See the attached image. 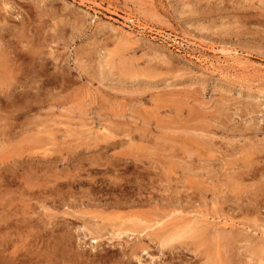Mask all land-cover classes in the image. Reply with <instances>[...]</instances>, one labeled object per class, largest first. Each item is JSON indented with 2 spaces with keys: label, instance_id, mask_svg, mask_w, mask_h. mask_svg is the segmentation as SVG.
<instances>
[{
  "label": "rangeland",
  "instance_id": "374dc122",
  "mask_svg": "<svg viewBox=\"0 0 264 264\" xmlns=\"http://www.w3.org/2000/svg\"><path fill=\"white\" fill-rule=\"evenodd\" d=\"M0 22V264H122L129 227L202 215L264 264V0H0Z\"/></svg>",
  "mask_w": 264,
  "mask_h": 264
},
{
  "label": "bare ground",
  "instance_id": "6f19581e",
  "mask_svg": "<svg viewBox=\"0 0 264 264\" xmlns=\"http://www.w3.org/2000/svg\"><path fill=\"white\" fill-rule=\"evenodd\" d=\"M23 20V19H22ZM7 22V21H6ZM1 23V22H0ZM6 24V23H4ZM3 24V25H4ZM2 25V26H3ZM5 26V25H4ZM6 27V26H5ZM4 30V29H3ZM9 39V38H8ZM5 47H7L6 43ZM9 44V43H8ZM11 44V43H10ZM10 47V46H9ZM4 49V48H3ZM14 49V48H13ZM11 50V49H10ZM4 50V52H6ZM1 53V52H0ZM11 54V53H10ZM17 54V53H16ZM8 55V54H6ZM20 56V53H18ZM22 55V54H21ZM9 56V55H8ZM11 56V55H10ZM29 56V55H28ZM35 56V55H34ZM5 61L11 59L6 58ZM26 58V57H24ZM29 59V58H28ZM14 60V59H13ZM17 60V59H16ZM19 60V59H18ZM32 60V59H31ZM34 60V59H33ZM15 61V60H14ZM20 61V60H19ZM37 61V60H36ZM18 62V61H17ZM26 61L23 59V64ZM5 63V62H3ZM13 63V62H12ZM20 63V62H19ZM35 63V61H34ZM15 64V63H14ZM45 64V63H44ZM11 65V64H10ZM21 65V64H20ZM12 66V65H11ZM29 67V66H27ZM44 67V66H43ZM14 68V67H12ZM2 64H0V79L6 78V71L4 70ZM31 69V68H30ZM24 70V69H23ZM28 72V70H27ZM25 71V73H27ZM30 72V70H29ZM46 72V71H45ZM32 73V72H31ZM35 74V73H34ZM32 75V77L34 76ZM41 74V73H40ZM23 75V74H21ZM25 75V74H24ZM29 76V75H28ZM52 76V75H51ZM27 77V75H26ZM36 77V76H35ZM34 77V78H35ZM14 78V77H13ZM17 78V77H16ZM15 78V79H16ZM32 78V79H34ZM40 78V77H39ZM12 79V77H11ZM29 79V78H28ZM60 79V78H59ZM63 79V77H62ZM7 80V79H4ZM30 80V79H29ZM44 80V79H43ZM47 80V79H46ZM52 80H55L54 77ZM1 113V112H0ZM6 114V113H4ZM8 114V113H7ZM215 120V119H214ZM213 120V121H214ZM3 121V120H2ZM204 121V120H203ZM228 121V120H227ZM31 122V121H30ZM12 124V123H11ZM11 126V125H10ZM24 129V128H23ZM195 138V137H194ZM198 138V137H197ZM231 139V138H230ZM212 142V141H211ZM231 143V142H230ZM211 144V143H210ZM226 146V145H225ZM206 147V146H205ZM241 149V148H240ZM209 159V158H208ZM215 159V158H214ZM204 162V161H203ZM205 163V162H204ZM200 164V163H199ZM230 164V163H229ZM202 167V166H201ZM206 167V166H205ZM247 167V166H246ZM205 169V168H204ZM198 170V169H197ZM239 175V174H238ZM216 177V176H215ZM226 178V177H225ZM260 179V178H259ZM229 182V181H228ZM242 184V183H241ZM228 185V184H227ZM240 186V185H239ZM243 187V186H242ZM184 188V187H183ZM185 189V188H184ZM154 190V189H153ZM200 193V192H199ZM246 193V192H245ZM198 195V194H197ZM229 196V195H228ZM177 197V196H176ZM177 199L176 202L181 203V201L187 202L192 199L191 196H185V199L180 198ZM141 198V197H140ZM174 198V197H173ZM201 195L199 194V197ZM232 198V197H231ZM188 199V200H186ZM195 199V197H194ZM227 199V198H225ZM243 199V198H242ZM263 199V198H262ZM185 200V201H184ZM193 200V199H192ZM235 200V199H234ZM253 200V199H252ZM251 200V201H252ZM227 202L229 200H226ZM239 199L232 201L236 202ZM248 201V200H247ZM190 202V201H189ZM195 204V201H193ZM197 202V199H196ZM200 202V201H199ZM202 202V201H201ZM170 203V202H169ZM242 203V202H241ZM248 203V202H247ZM251 203V202H250ZM257 203V202H256ZM165 204V203H164ZM177 204V203H176ZM183 204V203H182ZM190 204V203H189ZM192 204V203H191ZM190 204V205H191ZM200 204V203H199ZM255 204V203H254ZM258 204V203H257ZM255 204V205H257ZM179 205V204H178ZM241 205V204H240ZM245 205V203H244ZM243 205V206H244ZM254 205V206H255ZM182 209H183V205ZM179 206V207H181ZM220 206V205H219ZM234 206V205H233ZM241 206V207H243ZM260 206V205H259ZM187 207V206H185ZM247 207V206H246ZM245 207V208H246ZM249 208V207H248ZM255 208V207H254ZM256 209V208H255ZM248 210V209H247ZM249 211V210H248ZM177 212V211H175ZM179 212V211H178ZM183 212V211H182ZM174 214V212H173ZM180 215V214H179ZM201 216V215H200ZM259 216V215H258ZM175 217V216H174ZM201 217H180L179 221H175V223L169 225L168 227H159L154 231L148 233H142L146 228H139L134 225L129 227V231L135 233L136 236L134 243L124 246L121 249V260L122 264H133V260L137 262L142 256H149L150 262L154 260L151 256V251L149 249H154L158 254V261L156 259L155 264H236L234 257V243L236 238H239L240 234L236 232L234 229V223L226 224L224 220L223 223H220L221 226H218L216 223H209L207 219H202ZM226 219V218H225ZM176 220V219H175ZM227 221H229L227 219ZM173 222V221H172ZM163 223V222H162ZM121 225V224H120ZM158 225V223H157ZM167 225V224H166ZM163 226V225H162ZM227 226L229 228V232H225ZM237 226V225H236ZM241 226V225H240ZM246 227V226H245ZM149 228V227H148ZM153 228V227H152ZM249 231V230H248ZM124 233V232H123ZM120 235V233L116 234ZM133 235V234H132ZM253 236V235H252ZM118 237V236H117ZM246 237V236H245ZM119 238V237H118ZM239 242V241H238ZM120 244V243H118ZM238 244V243H237ZM117 245V244H116ZM239 245V244H238ZM260 249V248H259ZM264 250V249H263ZM120 253V252H119ZM259 253V252H258ZM264 253V252H263ZM238 256V255H236ZM248 256V255H247ZM125 258V259H123ZM142 260V259H141ZM153 264V263H152Z\"/></svg>",
  "mask_w": 264,
  "mask_h": 264
}]
</instances>
